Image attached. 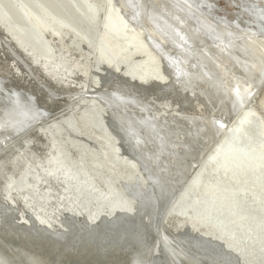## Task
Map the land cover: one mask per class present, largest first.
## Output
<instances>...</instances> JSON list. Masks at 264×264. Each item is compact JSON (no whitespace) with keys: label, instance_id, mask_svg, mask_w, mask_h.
Here are the masks:
<instances>
[{"label":"bare ground","instance_id":"obj_1","mask_svg":"<svg viewBox=\"0 0 264 264\" xmlns=\"http://www.w3.org/2000/svg\"><path fill=\"white\" fill-rule=\"evenodd\" d=\"M235 4L240 10L231 18L226 13L220 12L212 0H0V22L10 33L16 36L15 38L20 39L22 45L35 50L51 67L58 65L64 69L71 81L73 80L74 84H78L77 87H87V89L99 93L102 98V101H99L94 97H74L68 102L65 113L58 118H53L50 122L44 123V125L38 126L40 130L48 131L49 129L54 139H51V134L47 135L46 133L47 141L44 142L46 150L37 156L40 157L44 154V157H47L48 153L51 154V150L58 146L65 152L66 156L69 155L68 159L79 173V185H81L80 188L83 189V193H80L78 198L75 195L77 202L81 204L77 209L87 207L86 209L89 211L97 210L98 205H100L97 198L100 197H97L96 194L98 190H103L101 188L103 186L97 188L101 181L96 180L99 184L95 182L92 170L86 171L82 164L72 161V152L69 149L76 142L74 138H66L68 141L70 140V143L65 142L62 138L64 132L75 138L82 134L77 123L78 117L74 118L70 114L74 109L76 100L88 101L90 104L88 109L83 113L79 112L80 115L78 116H82L81 118L84 119L87 114L91 113L92 121L101 131L100 137L105 139L101 141L108 146L104 156L99 151L90 148L92 150L90 152L98 160L94 162V165L98 162L102 163V158L108 155L110 156L109 160L113 163L117 161L119 167L121 165L120 171L125 173V177L130 176L129 178H132V176H137V172H139L137 168H134L135 163L122 153L115 135L110 133L111 138L108 136V127L105 125L108 114L104 113V106L110 118L119 124V134L128 135L133 143V149L151 160L162 181L167 178L170 179L164 189L166 192L174 191L177 193L178 190H181V186L178 187V185L184 176L188 175L190 166L197 159L199 153H202L209 146L211 148L206 156L208 160L210 159L207 161L209 162L208 165H212L213 171L228 173V180L231 178L237 180L240 176H244L247 179H252L250 180L253 181L252 183L248 182V184L253 185L251 187H255L254 185L257 186L259 183L264 190V180L261 181L264 177V114L261 113L264 109L261 110V108L264 106H261V111L258 109L259 115H263L259 116L255 105H250L255 101L258 95H255V92L264 78V0H240ZM0 49L1 57L8 59V61L14 58L15 52L10 48L1 47ZM72 54H76L78 57L72 56ZM17 55L15 53V56ZM86 56L88 57L87 61L85 60ZM17 57L16 62L20 64V67L14 63L15 69L17 68L22 74V78L30 74L39 92L49 94L51 97H59L65 94L61 92L63 87L59 86L60 83L53 87L50 86L45 79L33 73L24 60L19 56ZM13 61L10 60V62ZM88 64L92 65H90L89 70L87 69ZM105 67L114 69L121 77H126V80L130 81L132 78L133 83L141 85L146 91L138 94L136 92L138 89L132 86L133 83L124 81L115 82V80L109 79L108 82H105L107 79L105 75L108 72L105 71ZM25 93V89H18L13 86L6 75H0V143L7 138L13 140L23 127L42 119L48 113V109L36 107L34 95L26 93V96ZM17 99L20 103L12 107V103ZM256 102L258 104L259 101ZM245 104L250 106L244 107ZM235 109L240 111L232 117ZM217 110H219V114L216 116L222 115L221 118L227 120L228 127L219 137H216L217 131L212 123L216 117H214V111ZM258 116L260 122L256 119ZM84 122L87 124L85 119ZM255 122L258 127L255 130L262 136L260 139H256V135L250 132H253L254 129L248 130ZM178 136H182V139L176 148L171 140H177ZM23 141L24 145L31 144L29 137L24 138ZM6 143L5 150L10 149L16 153L15 149H17V152L21 154L25 152L16 141H13V144ZM31 149L29 151H32ZM0 150H4V147ZM83 158L85 157L82 156V160ZM77 160L79 161V158ZM99 165L101 164L98 163L96 166ZM203 166L204 163L200 166L203 169L200 167L195 169L191 179H189L193 180L195 189L202 190L201 187H204L203 184L205 183L208 187L206 194H209L205 199L206 202H204L208 210L205 208V212L202 210V213H198L196 215L197 220L205 225H212L213 229L216 228L219 223L214 221L215 219L209 213V209L218 204H221L223 211L226 210L223 217L220 215L223 220L225 216L231 218L230 215L234 216L236 213L244 220L250 218L255 212L253 213L251 210L249 212L247 209L245 211L246 205L242 207L237 203L231 204L237 197L234 199V196L230 195V191L222 195L218 192L216 185L211 184L212 186L209 187L208 182H205L206 179L204 182L202 181ZM111 167L109 168L111 169ZM6 170L11 174L15 167ZM28 171L21 172L27 173ZM38 171L37 176L41 173L44 177L45 173ZM94 173L96 174V172ZM220 173L219 175H221ZM1 174L3 171L0 172ZM106 174H101V177H105L103 181H112L113 178L110 179ZM16 175L18 179L21 174ZM43 177L35 178L36 183L34 184L47 182L48 180L45 177L42 179ZM2 178L0 185L3 187ZM61 178H63L62 175L49 181L52 188L47 193H52L53 189L56 190V186L63 179L66 180V178ZM35 179L33 180L35 181ZM58 179L62 181H58ZM218 179L220 180V178ZM226 179L224 180L226 181ZM117 180L122 181L123 179ZM208 181L211 182L212 179ZM228 182L227 187L230 188ZM213 183H215L214 180ZM217 183L219 185V182ZM239 184L241 187V181ZM243 185L246 184L243 183ZM94 187L95 190L92 192ZM237 188L235 189L237 190ZM222 189V192L226 190ZM72 191L71 193L74 194ZM35 192H31L34 193L33 196L35 197L33 203L41 208L45 206L48 208V203L52 201L44 203L45 200L40 198L42 194L39 196L40 194ZM195 192L198 193L200 190ZM263 193L264 191L258 196ZM2 194L3 190L0 191V195ZM255 195L258 198L256 192ZM72 197L74 196L69 194L67 200L69 201ZM232 199L234 200L232 201ZM263 201L261 198L254 203V208L258 210L260 216L258 218H261L262 221H264ZM60 203L62 202L60 201ZM78 203L74 202L71 205H78ZM66 205L67 203L56 206V208L58 207L56 211L58 212ZM218 206L220 207V205ZM180 208L184 210L183 212L189 209L185 203ZM54 209H52L53 212H55ZM52 210L48 209L47 211L53 213ZM211 210L213 211V209ZM219 217L217 216V218ZM235 220H239L238 216ZM254 222L260 224L258 220ZM241 223L243 222L241 221ZM227 224L229 226V223ZM225 225L222 224L224 229ZM252 225L255 226L256 224ZM261 226L258 227L263 229ZM221 240L223 243L229 244L231 249L238 247L237 256L247 255L255 261L252 262L253 264H264V252H260L259 248L256 249L258 246L253 248L251 239V243L248 242L251 244L250 248H246L248 244L246 247L236 245L235 241L232 242L233 236L231 239L221 238ZM248 263L250 262L248 261Z\"/></svg>","mask_w":264,"mask_h":264},{"label":"water","instance_id":"obj_2","mask_svg":"<svg viewBox=\"0 0 264 264\" xmlns=\"http://www.w3.org/2000/svg\"><path fill=\"white\" fill-rule=\"evenodd\" d=\"M15 37L0 22V48H10L17 53L32 72L45 79L50 86L60 83L59 86L63 87L61 92L65 94L51 97L49 94L39 92L30 74L26 73L27 76L22 78V74L17 68L15 69L14 63L20 67L16 62L18 57L15 53L14 58L10 59L14 61L10 62L1 57L0 51V75H6L16 88L25 89L28 95H34L36 107L48 109V113L42 119L23 127L13 140L7 138L0 143V149L4 147V150H0V172L3 171L0 179L3 177L2 181H4L3 187L0 185V191L3 190V194L0 195V264H253L252 262H255L247 255L237 256L238 247L231 249L229 244L221 240L227 237L213 229L212 225L201 223L196 217L189 216L187 211L183 212L184 210L180 208L185 194L194 185L193 180H189L192 173L203 163L204 168L205 162L208 165L210 159L208 160L206 155L211 146L200 152L192 163L188 175H185L180 182L181 185H178L181 186L179 193L166 192L164 189L170 179L162 181L151 160L133 149V143L128 135L119 134V124L110 118L104 106L103 111L108 114L105 123L108 127V130L106 129L108 136L111 138L110 133L115 135L122 153L135 163L134 168L139 171L137 176L132 178L126 176L122 181L110 178L112 181L109 182H104L105 177H101L99 180L102 182L103 190H98L96 194L101 198H97L100 202L98 211H89L87 207L77 209L81 206L80 203L78 205L67 203L58 212L51 213L45 207L41 208L34 204L35 197L26 193L30 187L27 181L28 174L37 175L40 170L45 173L44 177L48 182L61 175L66 179L80 181L77 169L68 159L69 155L66 156L57 145L47 157H44V154L37 156L46 150L45 134H51L49 129L40 130L38 126L65 113L68 102L74 97H94L99 101H102V98L99 93L87 87H77L78 84L71 81L64 69L58 65L51 67L40 54L22 45L20 39ZM105 71H108L105 82L109 79L130 84L134 82L131 81L132 78L130 81L126 80V77H121L109 67H105ZM133 84V88L138 89L136 91L138 94L146 91L141 85ZM259 85L255 95L264 91V78ZM17 100L12 103V107L20 103L19 99ZM247 105L250 106L245 104L244 107ZM239 109L233 111L232 117L240 111ZM217 114L219 110L214 111V117ZM218 116L212 120L217 131L216 137L221 136V133L228 129L227 120L221 118L222 115L219 116L220 118ZM28 137L31 139V144L24 145L23 140ZM177 138L171 140L176 148L182 136ZM51 139H54L52 134ZM13 141L18 142L22 150H25L23 154L18 153L17 149H15L16 153L10 149L5 150L6 142ZM11 167H15V170L10 174L6 169ZM27 170H29L27 173H22ZM18 173L21 175L17 179ZM13 178L17 180L14 181ZM94 190L95 187L92 192Z\"/></svg>","mask_w":264,"mask_h":264},{"label":"rangeland","instance_id":"obj_3","mask_svg":"<svg viewBox=\"0 0 264 264\" xmlns=\"http://www.w3.org/2000/svg\"><path fill=\"white\" fill-rule=\"evenodd\" d=\"M212 1H214L215 2V4H216V6H217V9L220 11V12H224V13H226L227 15H229L231 18L233 17V15L236 13V12H238L239 10H240V8L235 4V2H239L240 0H212ZM66 54H68L67 52H66ZM76 56V54H72V56ZM76 57H78V56H76ZM86 59V61H87V56L85 57ZM85 60H83V61H85ZM90 61H91V63H92V60L90 59ZM94 61V60H93ZM85 63V62H84ZM89 65V66H88ZM87 65V69L89 70L90 69V67L92 66L91 64H88ZM91 65V66H90ZM88 77H89V75H88ZM261 95H263L264 96V91L263 92H261V93H259L257 96H256V98H255V101H254V103H253V105L252 106H254V107H256V110H257V112H258V115H259V113H260V111L261 110H263L264 108H261V106L263 107L264 106V97H262ZM260 96H261V98H260ZM262 101H261V100ZM256 101H259L258 102V104H257V102ZM263 103V105H262V103ZM74 109L70 112V114H71V116H74V118H77L78 117V119H77V123H78V125H79V131L82 133L80 136H77V138H75V137H73V136H69L66 132H64L63 133V135H62V138H63V140L66 142V141H68L66 138H74V140L76 141L73 145H71V147H70V151L72 152V161L73 162H78L79 164H82L83 166H84V169L87 171V170H92V176H93V179L96 181H101V180H99L100 178H101V174H106L105 173V169H107V170H109L110 168V166H112L111 167V169H113V170H109V171H106L107 172V174L106 175H108L109 176V178H116V180L117 179H119V178H124L125 177V173L124 172H122V171H120V169H122V167H121V165H120V167H119V165H118V162L116 161L115 163H113V161H111V160H109V158H110V156H106L105 158H102L103 159V161H104V163H103V161H102V163L101 162H98L99 164H101V165H99V166H96L97 164L95 163V165H94V162H97L98 160H97V158L96 157H94L93 156V153H91L90 151H92L90 148H93V150H95V151H99L103 156H104V152H106V149H107V145L106 144H104L102 141L103 140H105L102 136V138L100 137V129H98L96 126H95V124H94V122L92 121V114L91 113H89V114H87V118H88V120H87V118L85 117L84 119H85V121L87 122V124H84L85 122H84V119L83 118H81L82 116H78V115H80V113H83L85 110H87L88 109V105H90L89 103H88V101L87 100H76L75 101V103H74ZM82 105V106H81ZM260 108H261V110H260ZM258 109L260 110V111H258ZM76 110V111H75ZM80 112V113H79ZM75 113V114H74ZM262 114H264V110L261 112ZM261 114V115H262ZM89 115V116H88ZM261 115H259V116H261ZM68 116H70V115H68ZM67 116V117H68ZM76 116V117H75ZM256 117V119L258 120V122H260V117ZM263 116V115H262ZM83 119V120H81V119ZM89 122V123H88ZM84 124V125H83ZM81 125V126H80ZM82 125H83V127H82ZM88 125V126H87ZM89 125H90V129H89ZM87 126V127H86ZM252 129H258V127H257V125H256V122L255 123H253L250 127H249V129L248 130H252ZM253 130V132L252 131H250L252 134H254V135H256V139H260V137H262L261 136V134L259 133V132H257L256 130L254 131ZM99 131V132H98ZM86 132V133H85ZM98 132V133H97ZM257 133H259L258 135H257ZM93 134V135H92ZM96 134H97V136H96ZM251 134V135H252ZM99 136V137H98ZM244 136L242 135V138H243ZM102 140V141H101ZM242 140V139H241ZM69 143H70V140L68 141ZM77 142H79V143H77ZM73 143V142H72ZM81 143V144H80ZM84 145H83V144ZM76 145V146H75ZM86 145V146H85ZM90 145V146H89ZM74 146V148H72ZM90 149V150H89ZM83 150V151H82ZM77 151H79V152H77ZM83 152V153H82ZM88 153L87 155H86V153ZM79 153V154H78ZM82 153V154H81ZM85 153V154H84ZM82 156L83 157H85V158H83V160H82ZM87 156H89V157H87ZM77 157V158H76ZM79 158V161L77 160ZM88 158V159H87ZM91 158H92V160H91ZM94 158H95V160H94ZM85 159V160H84ZM84 161V162H83ZM85 161H87V162H85ZM92 161V162H91ZM93 163V164H92ZM109 163V164H108ZM89 164H91V165H89ZM103 164V165H102ZM104 164H106V165H104ZM110 165V166H109ZM87 166H88V168H87ZM92 166V167H91ZM208 166V167H207ZM205 168H204V171H202V173H201V176H202V181L204 182V180H205V182H208V186L209 187H211L212 185H216V187H218L217 188V190H218V192L219 193H221L222 195L224 194H227V193H229V191H230V195H232V196H234L233 198L235 199L236 197H237V199H232V201L234 200V201H236V202H232L231 204H234V203H237L239 206H241L242 205V207H245V205H246V207L244 208L245 209V211H246V209L249 211V210H251L254 214L253 215H255V217H257V218H255V217H250V218H252L253 220H251L250 218H248V219H243L238 213H236L234 216H231L230 215V217L231 218H229V216H228V218H227V216H225V218H224V220H223V216L226 214V210H224L223 211V208H222V206H221V204H218V205H220V207L217 205L216 207H212V208H210L209 209V213H211L212 214V217H214V221H216V222H218L219 224H218V226L215 228L216 229V231H218L219 229L221 230V232H220V230L218 231V232H220V233H222L225 237L227 236V238H229V239H231V237L233 236L234 237V240L232 241V242H234L236 245H238L239 247L241 246V247H246V245H247V247L246 248H250L251 247V244H249V243H251V241H252V247L253 248H256L257 246V248L256 249H258L259 248V251L260 252H264V251H262V250H264V242H262L263 240H264V235H263V233H264V231H263V233H262V230H264V223H261V222H264V221H262V219L260 220L258 217H260L259 216V214H258V210L257 209H255L254 207H255V205H254V203H256L257 201H259V200H261V198H262V201L264 200V196H263V194H260L259 196H258V194L259 193H262L264 190H263V187L262 186H260V184L258 183L257 184V186H256V184L254 185L255 187H251V186H253V185H251V184H248V182H251L250 180H252V179H247L246 177H239L237 180H235V179H233V178H231V179H229L228 180V176H229V174L228 173H226V172H222V173H220V172H216V171H213V169H212V165H207ZM211 166V167H210ZM89 167H90V169H89ZM102 167V168H101ZM104 167V168H103ZM107 167V168H106ZM116 167V168H115ZM109 168V169H108ZM209 168V169H208ZM206 169H208V170H206ZM98 170H100V171H98ZM115 171V172H114ZM209 173H208V172ZM94 172H96V174L94 173ZM108 172H109V174H108ZM110 172H111V175H110ZM206 172H207V174H209V177L207 178V176L208 175H206ZM20 173H21V171H20ZM101 173V174H100ZM215 173V174H214ZM219 173L221 174V175H219ZM203 174V175H202ZM39 176L41 175V176H43L41 173L40 174H38ZM210 175H211V177H210ZM214 175H216L218 178H220V180L216 177V176H214ZM227 175V176H226ZM39 176H37L36 174H28L27 175V177H29L28 179H27V181L30 183L29 185H30V187L31 188H29L28 189V194H34V193H31V192H38L40 195L39 196H41V194H42V197H40L43 201H44V203H46V201L47 202H49V201H52L53 202V200H54V202L52 203H48V208L45 206V208H47V210L49 209L50 211L52 210V209H54V211H56V209L58 208H56V206H60V204H66V203H74V202H76V203H78L77 202V198H78V195L80 196L81 194L80 193H83V189H81L80 187H81V185H79V181H76V180H69V179H66V180H64L63 179V181L59 184V185H57L56 186V190L55 189H53V192L52 193H47V192H49V190L52 188V187H50L51 186V182H49L48 183V181L47 182H41V183H43L44 184V186H43V184H41V183H38L37 185H35L34 183H36V179L35 178H37V179H39ZM112 176V177H111ZM115 176V177H114ZM206 178H205V177ZM213 176V177H212ZM216 177V178H215ZM223 177H225V178H227L226 179V181L224 180H221ZM63 178H65V177H63ZM96 178V179H95ZM214 178V179H213ZM242 178H243V182H242ZM31 179V180H30ZM33 179H35V181L33 180ZM62 179V178H61ZM212 179V181L210 182V181H208V180H211ZM216 179H218V181H216ZM245 179V180H244ZM213 180H214V182L215 183H213ZM231 180V181H230ZM232 180L234 181L233 183H232ZM249 180V181H248ZM264 180V177L262 178V180L261 181H263ZM38 182L40 181V180H37ZM65 181H67L66 183H65ZM96 181V182H97ZM229 181V182H228ZM240 181H241V187L239 186L240 184ZM247 181V182H246ZM64 182V183H63ZM99 182H97V184H99ZM216 182H219V185L221 186V189L222 188H224V189H228L227 190V192H226V190L224 191V192H222L223 191V189L221 190L220 189V186L218 185V183L216 184ZM221 182V183H220ZM223 182V183H222ZM227 182H228V185L230 186V188H228L227 187ZM238 184H237V183ZM253 182V181H252ZM251 182V183H252ZM46 183V184H45ZM48 183V184H47ZM230 183H232L231 185H230ZM243 183H245L246 185H243ZM257 183V182H256ZM62 184V185H61ZM70 184V185H69ZM101 184V185H100ZM100 184L98 185V188H100L101 186H102V182H100ZM212 184V185H211ZM223 184H225V185H223ZM237 186H236V185ZM55 185V184H54ZM53 185V186H54ZM61 185V186H60ZM76 185V186H75ZM204 185V187H206V188H204V187H201L202 188V190L201 189H198V188H194V185L191 187V189L189 190V192H188V194H187V196L183 199V203L181 204V205H183L184 203H185V205H187V207L189 208L188 209V211H187V213H188V215H190V214H192V215H190L191 217L192 216H194V217H196V215L198 214V213H202L204 210H205V208H206V206H205V204H204V202H206L205 201V199H207V196H208V194L209 193H207L206 194V189L208 188L207 187V183H205V184H203ZM206 185V186H205ZM218 185V186H217ZM234 185V186H233ZM33 186V187H32ZM49 186V187H48ZM67 188H65V187ZM73 186H74V188H73ZM77 186H79V187H77ZM224 186V187H223ZM231 186H233V187H231ZM245 186H247V187H245ZM236 187H238L237 188V190L235 189ZM240 187V188H239ZM42 188V189H41ZM54 188V187H53ZM102 188V187H101ZM234 188V189H233ZM249 188V189H248ZM70 189H72L73 191H74V189H76L75 191H76V193H75V191L73 192L72 190H70ZM235 190V191H233V190ZM242 189V190H241ZM246 189V190H245ZM248 189V190H247ZM254 190V191H252V190ZM33 190V191H32ZM63 190V191H62ZM79 190V191H78ZM194 190V191H193ZM200 190V192H195V191H199ZM205 190V191H204ZM260 190V191H259ZM46 191V192H45ZM71 191L74 193V194H72L71 193ZM81 191V192H80ZM202 191V192H201ZM240 191V192H239ZM259 193H258V192ZM35 192V193H36ZM43 192V193H42ZM60 192V193H59ZM79 192V193H78ZM204 192V193H203ZM246 192V193H245ZM253 192V193H252ZM255 192H256V194H257V196H258V198H259V200H258V198L256 197V195H255ZM46 193V194H45ZM232 193V194H231ZM243 193H245L244 195H243ZM248 193V194H247ZM43 194H45V195H43ZM69 194H71V195H73L74 197H72L69 201L67 200V195H69ZM204 194V195H203ZM206 194V195H205ZM236 196H235V195ZM48 195V196H47ZM53 195V196H52ZM77 196V198H76V196ZM199 195V196H198ZM220 195V194H219ZM249 195V196H248ZM202 196V197H201ZM247 196V197H246ZM43 197H44V199H43ZM63 197V198H62ZM204 200H202L201 198ZM239 197V198H238ZM244 197V198H243ZM253 199H251V198ZM256 197V198H255ZM76 198V199H75ZM85 198V197H84ZM246 198V199H245ZM201 199V200H200ZM241 199H243V200H241ZM251 199V200H250ZM63 200V201H62ZM66 200V201H65ZM81 200H83V199H81ZM80 200V201H81ZM197 200V201H196ZM200 200V201H199ZM240 200H241V202H240ZM248 200V201H247ZM60 201L62 202V203H60ZM195 201V202H194ZM200 203H199V202ZM203 201V202H202ZM255 201V202H254ZM56 202V203H55ZM194 202V203H193ZM197 202V203H196ZM240 202V203H239ZM243 202V203H242ZM245 202V203H244ZM248 202V204H246ZM253 203V204H252ZM263 203H264V201H263ZM49 204H50V208H49ZM52 204V205H51ZM201 204V205H200ZM204 204V205H203ZM52 206H54V207H52ZM205 206V207H204ZM237 207V206H236ZM241 207V208H242ZM238 208V207H237ZM264 208V207H263ZM207 210H208V207L206 208ZM211 209H213V211L211 210ZM203 210V211H202ZM222 210V211H221ZM198 211V212H197ZM200 211V212H199ZM212 211V212H211ZM251 211H249V212H251ZM257 211V212H256ZM49 212V211H48ZM52 212H53V210H52ZM194 212H195V215H194ZM205 212V211H204ZM222 213V214H220V213ZM213 213H214V215H213ZM216 215V216H215ZM222 217H221V216ZM238 216V219L240 220H235L236 218H237V216ZM257 215V216H256ZM217 216L221 219V221H220V219L219 218H217ZM236 216V217H235ZM233 217H235V218H233ZM233 218V219H232ZM242 218V219H241ZM231 219V221H229ZM254 219H256V220H258V222H260V224L262 225H260L259 223H256V222H254V221H256V220H254ZM226 220V221H225ZM245 222H244V221ZM250 220H251V222H250ZM241 221L243 222V223H241ZM222 222H226V223H222ZM232 222H234V223H232ZM220 223H222V224H226L225 225V229H224V226H222V224H220ZM227 223H229V226H228V224ZM232 224H234L233 226H231ZM246 224V225H245ZM249 224V225H248ZM252 224H256L255 226L254 225H252ZM231 226V227H230ZM246 226V227H245ZM251 227V228H249V227ZM258 226H261V227H263V229L262 228H259ZM219 227V228H218ZM228 229H227V228ZM233 227V228H232ZM255 227V228H254ZM232 229V231H231V229ZM234 228H235V231H234ZM262 229V230H261ZM239 230V231H238ZM261 230V231H260ZM229 232V233H228ZM234 232V233H233ZM238 232V233H237ZM258 232H260V233H258ZM230 234V235H229ZM234 234V235H233ZM260 234V235H259ZM263 236H262V235ZM260 236V237H259ZM262 236V237H261ZM246 237H248L249 238V240H248V238H246ZM238 238H240V239H238ZM245 239V240H244ZM248 241H247V240ZM250 239H251V241H250ZM259 239H262V240H259ZM254 240V241H253ZM259 240V242H257ZM256 241V242H255ZM261 241V242H260ZM249 242V243H248ZM254 243V244H253ZM256 243V244H255ZM257 243H259L260 244V246H259V244L257 245ZM256 246V247H255ZM263 247V248H262ZM262 249V250H261Z\"/></svg>","mask_w":264,"mask_h":264}]
</instances>
